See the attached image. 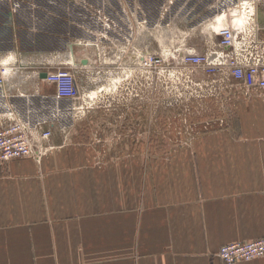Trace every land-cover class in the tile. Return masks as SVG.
Listing matches in <instances>:
<instances>
[{
    "label": "crops",
    "instance_id": "obj_1",
    "mask_svg": "<svg viewBox=\"0 0 264 264\" xmlns=\"http://www.w3.org/2000/svg\"><path fill=\"white\" fill-rule=\"evenodd\" d=\"M18 1L0 8V63L10 67L0 109L43 122L54 148L40 162H0V264H227L221 246L264 239L262 90L245 95L231 81L211 83L196 72L192 83L219 89V108L210 114L211 105H185L176 115V104L168 105L174 114L161 134L157 100L122 87L127 69L135 84L142 78L134 48L159 50L152 28L105 39L96 0L94 7ZM104 3L107 18L126 29L123 0ZM207 42L193 53H204ZM57 69L71 70L80 95L93 100L88 119H77L84 109L72 102L80 96L67 106L43 77ZM133 144L152 150H128ZM234 264H264V256Z\"/></svg>",
    "mask_w": 264,
    "mask_h": 264
},
{
    "label": "built area",
    "instance_id": "obj_2",
    "mask_svg": "<svg viewBox=\"0 0 264 264\" xmlns=\"http://www.w3.org/2000/svg\"><path fill=\"white\" fill-rule=\"evenodd\" d=\"M127 10V8L123 9L126 15L123 17L126 29L122 25L117 28V24L110 18L106 17V23L102 19L105 39H115L110 36L111 31L123 35L125 40L128 39V27L131 22L129 15L133 12L128 14L129 10ZM260 12H264V0L235 2L221 14L224 16L223 20H217V24L210 27L218 39L217 46L204 53L184 52L181 56L178 52L172 59L173 62H180L190 68L194 75L196 72H202L211 83L231 81V87L239 88L245 95H249L251 89L258 88L263 91L264 97V25L260 20ZM95 13L96 16L97 14L101 16L100 12ZM129 48L130 43H127L121 47V52L128 53ZM134 54L136 66L142 75L143 72L165 68L168 63L166 58L157 52H145L134 48ZM9 73V64L0 63V85L5 83ZM125 73L126 76L127 71ZM188 78L192 79L191 76ZM46 79L56 85V97L59 99L74 100L80 96L76 77L71 70L57 69L49 72ZM193 84L201 89H209L212 96L217 97L220 93L217 87L213 88L207 82ZM43 126V122L32 124L15 108L8 107L4 113L1 112L0 162L25 157L40 162L54 148L50 143L52 133ZM218 256L227 264L262 257L264 239L225 244L219 249Z\"/></svg>",
    "mask_w": 264,
    "mask_h": 264
},
{
    "label": "rangeland",
    "instance_id": "obj_3",
    "mask_svg": "<svg viewBox=\"0 0 264 264\" xmlns=\"http://www.w3.org/2000/svg\"><path fill=\"white\" fill-rule=\"evenodd\" d=\"M237 1L240 0H123L124 6H127L129 10L128 14L133 12L129 15L131 22L128 27V39L140 37V31L144 29L148 30L149 26V30L152 28L150 32H153L154 36H158L160 41L159 46H154V48L157 49L158 47L159 50L157 52L162 54L168 62L165 68L158 71L143 72L142 78L138 79L136 84L132 81V78L130 79L131 71L127 69L126 79H124L125 82H122L124 92L132 91L135 86H138L143 88L145 93H149L144 96L145 102H149L152 98L157 100L160 104L161 134H163L162 129L168 123V114H174L173 111H167V108H169L168 105L176 104V115L179 112L184 113L185 105L189 107L193 106L192 110L194 107L196 109L200 107L198 106L197 108L198 103H201V106L211 105L209 110H204V113L210 114L215 112L216 108H219V100L221 98L219 96L209 97V89L201 90L200 87L193 84L188 78L194 75L190 68L182 65L180 62L174 63L172 59L180 51L193 53L196 46L204 45L203 41L205 37L208 40V44L205 45L207 46L205 52L215 47L218 40L214 38V33L210 27L215 26L217 20H223L222 18L224 16L221 14ZM17 2L20 1L11 0L8 4L1 3L0 8L1 10L5 8L9 9L10 6L14 8L17 6ZM97 6L99 7L97 9H99L101 18L105 14V17L109 16L99 0H97ZM142 23H144L143 26L140 25ZM152 92H154L153 95L151 94ZM203 94L206 98L202 96ZM89 97L87 94H81L79 100L72 102L83 106L84 109V113L82 112L77 119H88L86 106H88L89 101H93ZM104 97L102 94L97 96L101 102L104 100ZM70 102V100L66 101L69 107H71ZM66 108L63 109L65 110ZM4 111L3 108L0 109V113H4ZM73 118L71 115H67L64 119H69L67 123L71 124L70 120ZM87 126V122L82 121L81 128L85 138L87 136ZM136 145L133 144L128 150H152L151 144H143V146L138 144L137 147ZM156 147L157 150H160L161 154L167 150L166 143H156L154 149Z\"/></svg>",
    "mask_w": 264,
    "mask_h": 264
},
{
    "label": "flooded vegetation",
    "instance_id": "obj_4",
    "mask_svg": "<svg viewBox=\"0 0 264 264\" xmlns=\"http://www.w3.org/2000/svg\"><path fill=\"white\" fill-rule=\"evenodd\" d=\"M46 1H48V0H46ZM91 1H93V0H75V2L78 4V5H89V6H91V7H94L92 4H91ZM80 2H82V4L80 3ZM96 2H97V0H96ZM99 2H100V4H102L103 6L104 5H106V3H104V0H99ZM49 3V2H48ZM120 7V4L118 3V8ZM96 8H98V7H96ZM108 9V8H107Z\"/></svg>",
    "mask_w": 264,
    "mask_h": 264
},
{
    "label": "water",
    "instance_id": "obj_5",
    "mask_svg": "<svg viewBox=\"0 0 264 264\" xmlns=\"http://www.w3.org/2000/svg\"><path fill=\"white\" fill-rule=\"evenodd\" d=\"M260 16H261V18H264V13L260 12ZM181 55H183V54H181ZM84 63H86V62H84ZM47 75H48L47 73H44L43 77L46 78Z\"/></svg>",
    "mask_w": 264,
    "mask_h": 264
},
{
    "label": "bare ground",
    "instance_id": "obj_6",
    "mask_svg": "<svg viewBox=\"0 0 264 264\" xmlns=\"http://www.w3.org/2000/svg\"><path fill=\"white\" fill-rule=\"evenodd\" d=\"M264 13V12H263Z\"/></svg>",
    "mask_w": 264,
    "mask_h": 264
}]
</instances>
